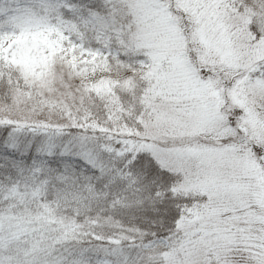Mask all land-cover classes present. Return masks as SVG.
<instances>
[{
  "label": "snow or ice",
  "instance_id": "1",
  "mask_svg": "<svg viewBox=\"0 0 264 264\" xmlns=\"http://www.w3.org/2000/svg\"><path fill=\"white\" fill-rule=\"evenodd\" d=\"M0 264H264V0H0Z\"/></svg>",
  "mask_w": 264,
  "mask_h": 264
}]
</instances>
